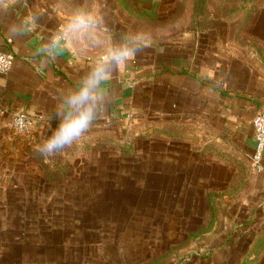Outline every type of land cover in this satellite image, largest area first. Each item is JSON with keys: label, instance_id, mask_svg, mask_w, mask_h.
I'll list each match as a JSON object with an SVG mask.
<instances>
[{"label": "rangeland", "instance_id": "rangeland-1", "mask_svg": "<svg viewBox=\"0 0 264 264\" xmlns=\"http://www.w3.org/2000/svg\"><path fill=\"white\" fill-rule=\"evenodd\" d=\"M148 1L84 7L101 3L104 44L210 29L264 79V0ZM197 118L94 129L47 162L34 132L0 127V264H264L256 171L203 139Z\"/></svg>", "mask_w": 264, "mask_h": 264}, {"label": "crops", "instance_id": "crops-1", "mask_svg": "<svg viewBox=\"0 0 264 264\" xmlns=\"http://www.w3.org/2000/svg\"><path fill=\"white\" fill-rule=\"evenodd\" d=\"M87 1L0 0V49L14 55L11 71L0 74V127H12L14 113L25 111L35 119L33 137L47 139L59 124L57 106L79 87L100 55L147 42L148 47L102 82L89 131L197 115L203 139L251 162L253 118L264 109L263 78L235 65L210 29L159 41L117 33L104 44V10L98 2L87 9ZM155 2L149 0L146 8L153 10ZM76 13L91 14L96 26L70 28ZM255 173L249 201L253 216L264 210V158L263 170Z\"/></svg>", "mask_w": 264, "mask_h": 264}, {"label": "clouds", "instance_id": "clouds-1", "mask_svg": "<svg viewBox=\"0 0 264 264\" xmlns=\"http://www.w3.org/2000/svg\"><path fill=\"white\" fill-rule=\"evenodd\" d=\"M96 24L97 21L91 14L76 13L69 26L73 29H88L95 27ZM148 46L147 42H141L137 46L112 48L99 56L96 66L82 79L79 87L57 106L58 127L41 144L34 146V150L46 162L66 148H70L90 130L102 99L100 95L103 91L102 82ZM17 130L22 131L19 128Z\"/></svg>", "mask_w": 264, "mask_h": 264}, {"label": "built area", "instance_id": "built-area-1", "mask_svg": "<svg viewBox=\"0 0 264 264\" xmlns=\"http://www.w3.org/2000/svg\"><path fill=\"white\" fill-rule=\"evenodd\" d=\"M14 64V55L0 49V74H7L11 71ZM253 125L256 135V146L251 155V163L257 172L263 170L264 158V109L257 113L253 118ZM35 119L27 112L20 111L13 115L12 127L18 133H32L34 131ZM22 129L18 131L17 129Z\"/></svg>", "mask_w": 264, "mask_h": 264}, {"label": "trees", "instance_id": "trees-1", "mask_svg": "<svg viewBox=\"0 0 264 264\" xmlns=\"http://www.w3.org/2000/svg\"><path fill=\"white\" fill-rule=\"evenodd\" d=\"M245 262H248L247 260H245Z\"/></svg>", "mask_w": 264, "mask_h": 264}]
</instances>
